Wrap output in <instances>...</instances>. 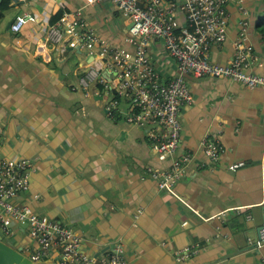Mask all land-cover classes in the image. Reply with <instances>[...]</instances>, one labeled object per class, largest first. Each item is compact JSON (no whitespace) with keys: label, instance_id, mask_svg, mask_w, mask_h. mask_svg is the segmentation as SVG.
Returning a JSON list of instances; mask_svg holds the SVG:
<instances>
[{"label":"crops","instance_id":"1","mask_svg":"<svg viewBox=\"0 0 264 264\" xmlns=\"http://www.w3.org/2000/svg\"><path fill=\"white\" fill-rule=\"evenodd\" d=\"M20 1L9 0L0 12V157L33 166L29 191L15 204L73 229L81 250L94 257L120 243L125 264H261L264 88L249 91L225 79L189 78L192 102L180 113L174 159L189 154L191 160L172 192L159 190L148 169L167 168L171 160H157L148 131L128 118L130 104L121 103L108 116V92L79 84L91 63L100 62L99 49L58 47L48 37L64 14L78 13L101 42L133 50L129 22L107 2ZM228 14L226 40L210 49L211 60L231 61L239 23L247 19L252 69L264 76L258 32L264 0H232ZM22 16L31 21L12 33L10 25ZM148 54L163 81L174 75L175 65L159 42L150 44ZM206 138L220 148L213 164L203 154ZM11 230L4 242L29 259L36 243L15 220ZM184 248L197 252L177 260ZM58 259L51 252L41 263Z\"/></svg>","mask_w":264,"mask_h":264},{"label":"built area","instance_id":"2","mask_svg":"<svg viewBox=\"0 0 264 264\" xmlns=\"http://www.w3.org/2000/svg\"><path fill=\"white\" fill-rule=\"evenodd\" d=\"M232 0H93L111 4L129 22L128 41L133 50L101 42L84 28L79 14H64L50 27L48 37L58 47L77 49L96 46L100 62L91 63L81 76L79 84H91L114 92L118 99H110L107 115L113 116L121 103L133 109L127 114L137 127L148 131L153 140L156 158L160 162L171 160L169 167L148 169L147 176L159 190L173 191L183 177L191 160L189 154L174 159L180 144V113L192 102L188 79H225L249 91L264 88V76L252 69V56L247 48V19L239 23L240 33L234 43V54L228 64L211 60L210 49L226 40L228 6ZM242 15L248 13L242 10ZM31 21L28 16L16 18L10 25L14 34ZM159 42L175 65V73L163 81L151 63L148 47ZM105 72L106 75L102 74ZM108 76V80L106 79ZM205 159L213 164L218 160L220 148L211 139L202 141ZM33 171L30 161L0 157V235L4 240L12 236L11 222L24 227L37 250L29 258L41 263L51 253H57L56 264H125L124 249L120 243L103 257H94L81 250V240L73 229L37 216L26 205H16L15 199L29 191V177ZM140 213V212H139ZM264 242V227L259 233V244ZM195 248H184L177 260L196 254ZM264 264V255L261 257Z\"/></svg>","mask_w":264,"mask_h":264},{"label":"water","instance_id":"3","mask_svg":"<svg viewBox=\"0 0 264 264\" xmlns=\"http://www.w3.org/2000/svg\"><path fill=\"white\" fill-rule=\"evenodd\" d=\"M1 1L2 0H0V2ZM12 1L14 5L23 3L20 0ZM20 251V249L15 250L14 248L6 244L3 240V237L0 235V264H54L52 262L34 263L24 255H22Z\"/></svg>","mask_w":264,"mask_h":264},{"label":"trees","instance_id":"4","mask_svg":"<svg viewBox=\"0 0 264 264\" xmlns=\"http://www.w3.org/2000/svg\"><path fill=\"white\" fill-rule=\"evenodd\" d=\"M8 6H9V0H3L0 3V12L2 13L3 11L7 10ZM59 17H60L59 14L56 15L55 18H53L52 23L55 22ZM258 32H259V35L261 37V40L264 42V23L258 25ZM100 90H103V87H100ZM113 98L119 100L117 95L114 92L111 91V92H109L108 100L113 99Z\"/></svg>","mask_w":264,"mask_h":264}]
</instances>
